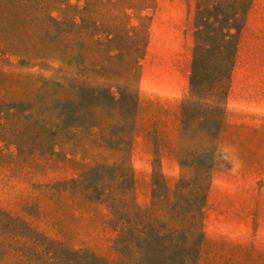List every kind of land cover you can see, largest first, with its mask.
<instances>
[{"label":"rangeland","instance_id":"rangeland-1","mask_svg":"<svg viewBox=\"0 0 264 264\" xmlns=\"http://www.w3.org/2000/svg\"><path fill=\"white\" fill-rule=\"evenodd\" d=\"M214 1L0 0V264H264V0Z\"/></svg>","mask_w":264,"mask_h":264},{"label":"trees","instance_id":"trees-1","mask_svg":"<svg viewBox=\"0 0 264 264\" xmlns=\"http://www.w3.org/2000/svg\"><path fill=\"white\" fill-rule=\"evenodd\" d=\"M223 0H215L214 2H215V4L216 3H219V2H222ZM233 2H235V0H232ZM242 16H244V11L242 10V9H239V10H237L235 13H234V16L233 17H231V20H233V21H236V20H239ZM202 27L204 28L205 27V23H201V24H199L198 25V27H197V30H198V33H200V31H201V29H202ZM233 29H238L236 26L234 27V26H232V27H230L229 28V31H231V30H233ZM224 32V38L225 39H227V38H229L230 36H231V34H230V32ZM201 49H205V46H203L202 44H197V48H195V54H196V51L198 52L199 50H201ZM71 59V55H68V56H65V59L63 60V63H62V65H64L65 66V64L69 61ZM66 62V63H65ZM65 63V64H64ZM61 65V66H62ZM63 66V67H64ZM79 74H81V72L79 73ZM56 79H60V80H65V79H71V78H56ZM72 86H70V87H68V88H71ZM98 98V97H97ZM75 112V111H74ZM68 118V120H73L74 121V123H79V124H88L89 125V121H91V120H87V119H85V118H83L81 115H71V116H68L67 117ZM70 120V121H71ZM73 121H71V122H73ZM123 229H125L126 228V225H122L121 226ZM145 238V237H144ZM115 264H143V263H136V261H135V258L133 257V256H131V257H129V258H124V257H122V259L120 260V261H118L117 263H115ZM148 264H151L150 262L148 263Z\"/></svg>","mask_w":264,"mask_h":264}]
</instances>
